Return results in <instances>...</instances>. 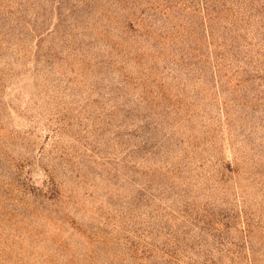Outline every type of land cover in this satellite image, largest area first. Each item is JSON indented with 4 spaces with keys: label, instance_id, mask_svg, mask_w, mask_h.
<instances>
[{
    "label": "rangeland",
    "instance_id": "374dc122",
    "mask_svg": "<svg viewBox=\"0 0 264 264\" xmlns=\"http://www.w3.org/2000/svg\"><path fill=\"white\" fill-rule=\"evenodd\" d=\"M0 264H264V0H0Z\"/></svg>",
    "mask_w": 264,
    "mask_h": 264
}]
</instances>
